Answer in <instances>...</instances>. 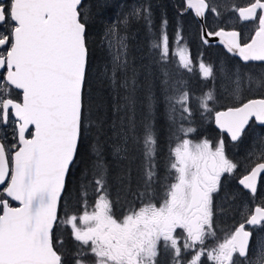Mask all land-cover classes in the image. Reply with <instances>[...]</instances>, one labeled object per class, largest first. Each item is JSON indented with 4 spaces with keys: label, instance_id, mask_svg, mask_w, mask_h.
Masks as SVG:
<instances>
[{
    "label": "snow or ice",
    "instance_id": "obj_1",
    "mask_svg": "<svg viewBox=\"0 0 264 264\" xmlns=\"http://www.w3.org/2000/svg\"><path fill=\"white\" fill-rule=\"evenodd\" d=\"M108 7L107 0H0V264H205V258L210 264H264V240L252 245L254 233L264 236V203L222 240L217 234V218L230 210L227 194L216 203L221 177L239 167L226 155L223 136L215 148L207 139H183L160 175V105L170 132L195 131L184 127L193 117L192 95L166 71L168 21L151 45L159 59L137 66L130 28L140 19L150 26L149 9L137 7L106 23L97 56L91 36L96 17ZM186 8L201 18L220 15L209 0H186ZM229 10L250 25L249 32L205 30L203 43L218 37L245 64L264 62V0ZM182 38L178 31L175 42ZM173 56L180 68L193 71L184 47ZM153 65L160 66L159 77ZM198 67L203 79L213 76V66L201 61ZM94 81L106 85L109 105L93 97ZM253 88L264 92V73H233L231 95ZM213 99L204 93L199 108L211 113ZM253 117L264 125V98L214 113L216 126L232 141ZM110 141L111 163L104 152ZM74 170L80 182L71 186ZM262 174L264 162H258L238 184L255 197ZM62 200L67 210L61 215ZM73 201L80 213L72 211ZM209 239L216 241L211 247Z\"/></svg>",
    "mask_w": 264,
    "mask_h": 264
},
{
    "label": "trees",
    "instance_id": "obj_2",
    "mask_svg": "<svg viewBox=\"0 0 264 264\" xmlns=\"http://www.w3.org/2000/svg\"><path fill=\"white\" fill-rule=\"evenodd\" d=\"M174 0H107V3L109 4V7L106 9L101 10V14L96 17V23L93 28V34L91 36V39L95 41V44L93 45V48L96 52L97 56H101V50L99 48V42H100V36L103 33L104 25L106 23H110L114 21L117 16L122 14H127L129 11H131L134 8L142 7V8H148L149 12L146 15L152 14L154 17L151 20V25L149 26L148 22L144 19L140 20H133L130 28V34H129V45H130V53L135 58L137 66L141 63V61L144 64H150L153 59H159L158 53L155 55L153 54L154 50L151 48V45L155 42H157V38L160 36L162 32V21L166 19L168 21L166 26V31L169 37V62L166 65V71L170 74L173 81H179L181 85L186 88L188 91H190L192 95V103L191 107L193 109V117L191 122L185 121L186 124H192L195 127L194 135L198 136L201 134V136L206 135L211 137H215L217 133H220L221 136L225 138L226 141V148L227 150L231 149L230 146L234 148L233 152L229 151V154L235 158V162L238 163L239 167L236 171H238L239 174H242L246 172L252 163L254 161L260 160L257 159H251L248 157V164L246 165L244 172L240 171V165L245 157H243V154H240L237 156L236 152L238 151L237 148H239L241 145H244L246 143H251L252 135L248 140L245 139L247 137L244 136V133L237 141H232L228 136L225 135V133H221L220 130L214 125L213 122V112L218 109L216 98H217V92L214 91V88L217 86L216 82H211L212 80L208 78L207 80L203 79L201 77V74L199 72V67L195 66L193 67L192 72H188L187 69L180 68L178 66V60L171 54V42L174 41L175 37H177V32L179 31L182 35V42H185L187 46V53L189 54L191 60L197 64V60L199 62H206L205 64H209V57H207V54H210L212 56L211 49L219 48L220 51L231 55L223 50V48L217 44H204L199 36V24L197 20L194 18L193 14L191 13L190 9H186V11L183 12V15H181L180 9L184 8V1L180 0L179 5L175 9L174 16L170 19L168 16L164 15L165 9L167 4L172 5L171 3ZM92 3L95 4L96 0H92ZM189 32L191 36H189ZM194 33V35H193ZM194 42L197 43V49L194 47ZM206 53V54H205ZM233 56V55H232ZM239 63L245 64L244 62L240 61L237 57L233 56ZM198 62V63H199ZM251 64H260L261 62H249ZM264 63V62H263ZM153 72L157 77L161 74V68L159 65H153ZM143 79V77H141ZM206 92H212L214 99L211 101H208L209 108L213 109L211 113L204 112L203 109L199 108L198 102L200 98L203 96ZM263 92L260 90H257L254 95L259 96L262 95ZM92 95L96 99V101L103 102L105 106L109 105L111 103L110 100V94L107 90L106 85L102 84L99 81H94L92 85ZM221 106V105H220ZM221 108V107H220ZM163 104L160 105L158 109V116L156 121V128L158 132V156L157 159L160 164V175L163 177L166 174V166L170 162L169 157L171 156V150L173 149L175 143L179 139L181 133H177L175 129H173L171 132L169 131V128L167 126V123L165 121V118L163 116ZM203 113V114H202ZM137 119L139 121V114L137 116ZM201 125H204V127H201ZM178 127V126H177ZM246 130V129H245ZM245 132V131H244ZM214 135V136H212ZM248 135V132H247ZM104 152L106 159L109 161V163L112 162V156L111 153V141L105 145ZM242 157V158H240ZM173 156H171V159ZM127 163V162H125ZM139 163V161H134L132 163V187L135 188L136 186V165ZM80 167L83 168V163L80 164ZM226 178L224 189L220 192V197L224 193H226V189L228 186H232V184L235 183L236 188L240 192H245V189H243L237 182L235 176L225 174ZM73 181V184L71 186H75L80 182V172L74 170V175L71 178ZM158 192L162 194V189L158 187ZM113 199H115V188H113ZM228 202L233 203L232 200L228 199ZM89 203H94V197L92 196L91 189L89 190ZM217 203V201H216ZM72 211H75L77 213H80L82 209H80L79 205L73 201L71 204ZM90 209V208H89ZM229 209V208H228ZM66 207L64 204V201H61L59 211L61 215L66 211ZM115 212L117 214H120L122 209L120 208V205H116ZM230 214H234L235 212H231V208L228 211ZM221 217V216H220ZM231 222V227L234 226L235 222L237 220L229 219ZM233 225V226H232ZM230 227V228H231ZM229 228V229H230ZM218 229V227H217ZM205 264H210V262H207L205 260Z\"/></svg>",
    "mask_w": 264,
    "mask_h": 264
},
{
    "label": "rangeland",
    "instance_id": "obj_3",
    "mask_svg": "<svg viewBox=\"0 0 264 264\" xmlns=\"http://www.w3.org/2000/svg\"><path fill=\"white\" fill-rule=\"evenodd\" d=\"M209 3L211 6H217L218 10L220 12L219 16H216L215 14L208 12L207 13V21L209 22L210 27H218L222 25H230V26H241L242 29L248 28V24L244 22H240L237 17L229 10L230 7L233 4L240 5V4H245L246 0H209ZM246 26V27H245ZM192 32H189V36H191ZM194 35V33H193ZM177 37H175L174 41L171 42L170 47H171V54H173L179 47H184L187 50L185 42L180 41L179 44H177L176 41ZM194 47L197 46V43L194 42ZM212 56L209 58V61L207 65L213 66V76L210 77L212 80L211 82H216V87L214 88V91L217 92V103L218 108H225L226 106L229 105H237L238 103L243 102L245 99H248L250 97L255 96L254 93L258 89H251V90H244L242 91L240 96H233L229 92V88L231 87V78L233 73H236L238 70L242 72H253L256 74H261L264 73V63L261 62L260 64H241L239 63L233 56L228 55L222 51H220L219 48L216 49H211ZM188 54V53H187ZM230 54V53H229ZM177 60L179 59L178 56H174ZM208 57V56H207ZM241 61V60H240ZM193 62V61H192ZM199 61L197 60V64L194 62L192 63V67L198 66ZM206 63V62H204ZM221 105V106H220ZM184 127H192L195 129V127L192 124H186L184 123ZM201 127H204V125H201ZM244 132V136L247 137L245 140L247 141L248 138L252 135L251 143L245 144V151L246 154L241 165H240V171L244 172V169L246 165L248 164V157L249 156L251 159H257L259 158L261 152H264V125H260L256 123L255 121H250L248 125H246ZM195 132V131H194ZM194 132L189 133L187 136H184L183 133H181L179 139L175 143L173 149L177 147V145L181 144L183 139H190L193 143H200L202 140L207 139L209 140L211 146L215 148L217 142L219 141L221 134L217 133V135L213 137H209L206 135L201 136H195ZM248 132V135H247ZM179 133V132H177ZM180 134V133H179ZM214 136V135H212ZM231 149L226 151V155L235 162V158L229 154L230 152L234 151L233 145L232 147L230 146ZM238 150V148H237ZM175 157L173 156L172 160H174ZM227 174V173H225ZM225 174L223 176L225 177ZM243 174V173H242ZM242 174H239L238 171H235L233 176H235L237 182L240 176ZM230 174H227L229 176ZM264 176V174H262ZM222 179V185L225 184L226 178H221ZM226 186V184H225ZM227 194L228 199L232 200V197H235L233 203L227 202L225 203V208L230 209L231 212H235L234 214H230L227 212V215L225 216H219L216 220L217 223V234L218 237L222 240L224 233L229 230L231 227V222L229 219L237 220L234 224L242 222L244 218H246V215L252 211L254 205H259L264 203V179L258 180V188H257V193L255 194V197L250 193L249 190L245 189V192H240L237 188L235 183L232 184V186H228L226 189V193L222 195V197H219L217 199V204L221 203L222 200L225 199V196ZM89 211L91 210L88 209ZM233 226V225H232ZM233 226V227H234ZM231 227L230 229H232ZM264 240V236H259V233H254L252 245L253 247L255 246L256 240ZM215 240L209 239L208 240V246L211 247L215 244ZM252 254L251 249H250V255ZM206 260V258H205Z\"/></svg>",
    "mask_w": 264,
    "mask_h": 264
},
{
    "label": "flooded vegetation",
    "instance_id": "obj_4",
    "mask_svg": "<svg viewBox=\"0 0 264 264\" xmlns=\"http://www.w3.org/2000/svg\"><path fill=\"white\" fill-rule=\"evenodd\" d=\"M179 1L180 0H174V1H172L171 3H173L172 5H170V4H167V6H166V9H165V12H164V15L165 16H168L170 19L174 16V13H175V10L174 9H176V7L179 5ZM184 1V0H183ZM241 5H244V4H240L239 6H241ZM178 8V7H177ZM186 7H185V4H184V8L183 9H180L179 8V11L181 12V10H184V11H186ZM183 11V12H184ZM191 11V10H190ZM192 13V12H191ZM149 16V18L150 19H153V15L152 14H149L148 15ZM194 16V15H193ZM195 18V17H194ZM198 22V21H197ZM205 23H206V25H207V27H208V29L210 30V31H214V30H216L217 28H219V27H223V28H234V29H237V30H240V31H242V32H244L245 34H247L248 32H249V30H250V25L248 24V28H246V29H242V27L241 26H230V25H222V26H218V27H210V25H209V22L207 21V15H206V18H205ZM198 24H199V22H198ZM246 25H247V23H246ZM246 27V26H245ZM199 28H200V24H199ZM199 36H200V29H199ZM200 39H201V36H200ZM202 41V40H201ZM203 42V41H202ZM212 44H217V45H219V46H221L222 47V45L221 44H219V43H212ZM207 45V44H206ZM195 46V45H194ZM196 49H197V46L195 47ZM223 48V47H222ZM223 50H224V48H223ZM225 51V50H224ZM206 54V53H205ZM208 55V57L210 58L211 57V55L210 54H207ZM233 55V54H232ZM234 56V55H233ZM200 63V62H199ZM253 120V118H251L250 119V121H252ZM249 121V122H250ZM225 135L226 136H228L226 133H225ZM228 138H230L229 136H228ZM245 146L244 145H241L239 148H238V151L236 152V154H237V156H239L240 154H243V157H244V155H247L246 154V151H245ZM240 158H242V157H240ZM223 177V176H222ZM221 177V178H222ZM224 179V178H223ZM221 181H222V179H221ZM241 186V185H240ZM242 187V186H241ZM222 189H224V186L223 185H221V191H222ZM219 197H220V195H219ZM228 200V199H227ZM237 225V224H236Z\"/></svg>",
    "mask_w": 264,
    "mask_h": 264
},
{
    "label": "water",
    "instance_id": "obj_5",
    "mask_svg": "<svg viewBox=\"0 0 264 264\" xmlns=\"http://www.w3.org/2000/svg\"><path fill=\"white\" fill-rule=\"evenodd\" d=\"M193 2H195V0H193ZM184 3H185V7H186V0H184ZM241 6H243V5H241ZM190 10H191V9H190ZM191 12H192V14L194 15L195 19H196V20L199 22V24H200V36L205 32V30L210 31V30L208 29L206 23H205V18L197 17V16L195 15V13H194V10H191ZM221 28H223V27H219V28H217V29L214 30V31H218V30H220ZM223 29L226 30V31H230V30H233L234 28H223ZM236 30H237V29H236ZM208 39H209L210 43H219V44H221V43H220V39H219L218 37H209ZM201 40H202V39H201ZM221 45L223 46V48L225 49V51L228 52L227 49L224 47V45H223V44H221ZM228 53H229V52H228ZM231 54H233V53H231ZM233 55H235V54H233ZM235 56H237V57L239 58L238 55H235ZM239 59H240V58H239ZM260 98H264V93H263L262 95H260V96L250 97V98H248V99H260ZM248 99L244 100L243 102H241V103H239V104H237V105H232V106H240L242 103L247 102ZM232 106H227V107H232ZM227 107H225V108H220V109H218V110H216V111L226 110ZM214 113H215V112H214ZM253 119H254V121H255V118H254V117H253ZM213 121H214V125L216 126V124H215V118H214V117H213ZM255 122H256V121H255ZM256 123H258V122H256ZM258 124H259V123H258ZM216 127H217V126H216ZM217 128H218V127H217ZM226 134H227V133H226ZM227 135H228V134H227ZM230 139H231V138H230ZM258 162H264V161L260 160V161H258ZM258 162H256V163H258ZM256 163H254L252 167H254ZM250 170H251V168H250ZM250 170H249V171H250ZM245 174H247V172L244 173L243 175H245ZM243 175H242V176H243ZM242 176H240V178H241ZM13 206H18V204H17L16 202H13ZM256 206H257V205H254L252 210H254V208H255ZM238 224H239V223H238ZM238 224H237V225H238Z\"/></svg>",
    "mask_w": 264,
    "mask_h": 264
},
{
    "label": "bare ground",
    "instance_id": "obj_6",
    "mask_svg": "<svg viewBox=\"0 0 264 264\" xmlns=\"http://www.w3.org/2000/svg\"><path fill=\"white\" fill-rule=\"evenodd\" d=\"M175 10V9H174Z\"/></svg>",
    "mask_w": 264,
    "mask_h": 264
}]
</instances>
